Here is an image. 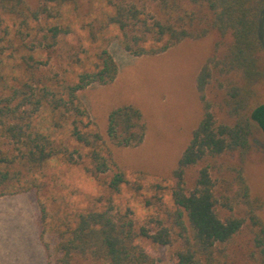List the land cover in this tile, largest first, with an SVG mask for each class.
I'll return each instance as SVG.
<instances>
[{
  "label": "rangeland",
  "instance_id": "obj_1",
  "mask_svg": "<svg viewBox=\"0 0 264 264\" xmlns=\"http://www.w3.org/2000/svg\"><path fill=\"white\" fill-rule=\"evenodd\" d=\"M134 1L150 17H163L159 13L161 0ZM176 1L192 14L191 26L196 34L209 27L212 17L205 8L188 0ZM25 10L23 17L2 18L5 54L0 74L5 82L1 81L0 89L4 84L13 86L24 81L23 58L29 55L46 62L41 76L53 78L51 81L59 86L76 84L81 74L92 71L99 63V55L105 49L112 53L119 67L112 84H94L79 93L90 114L93 131L104 138L103 147L112 169L93 177L86 169L88 149L77 145L66 128H56L53 114L45 109L37 113L35 124L71 151L79 149L82 157L74 154V164L59 157L41 167L16 164L10 170V186L4 193L0 191V260L4 264H57V246L63 234L76 226L80 214L113 207L116 212H130L138 231L141 227L155 228L152 220L163 216L165 203L171 204V172L202 118L197 75L209 59L222 62L233 37H221L211 29L205 36L187 39L160 55L137 57L123 50L122 32L109 21L115 8L107 0H26ZM185 12H174L173 18L178 19ZM55 27L62 33L53 39L50 30ZM260 28L264 43V12ZM258 57L264 62V45ZM213 70L207 96L218 123L231 124L229 89L241 85L244 79L241 72L228 73L223 65ZM263 104L264 79L253 86L251 107ZM126 105L142 112L146 137L138 147L118 148L107 140L108 117L111 111ZM6 148L0 145V149ZM237 159L228 154L209 163L213 177L219 181V190L225 189L227 166ZM117 171L123 172L127 180L119 191L109 187ZM197 171L198 167L189 171L190 184ZM245 176L252 195L264 200V135L260 132L252 138ZM158 198H163L164 203L160 204ZM227 214L220 209L222 217ZM260 217L264 221V207ZM139 242L154 254L158 264H174L176 248L154 246L145 238ZM226 248L233 264H260L246 231ZM74 264L103 263L87 255L76 256Z\"/></svg>",
  "mask_w": 264,
  "mask_h": 264
},
{
  "label": "trees",
  "instance_id": "obj_2",
  "mask_svg": "<svg viewBox=\"0 0 264 264\" xmlns=\"http://www.w3.org/2000/svg\"><path fill=\"white\" fill-rule=\"evenodd\" d=\"M188 1L205 8L212 17L209 27L199 34L192 30V14L176 0L172 4L171 0H161V18L150 17L134 0H107L115 8L109 21L122 32L123 50L137 57L160 55L187 39L205 36L211 29L221 37H233L222 62L209 59L197 76L202 118L171 172V204L165 203L163 216L152 220V230L141 227L138 231L130 212H116L113 207L80 214L76 226L63 234L57 246V264H74L76 256L87 255L103 264H158L140 238L150 240L154 246L176 248L174 264H233L226 247L243 231L251 236L259 263L264 264V221L260 217L264 200L252 195L245 176L252 138L257 132L264 135V104L251 107L253 86L264 79V62L258 57L263 48L260 19L264 0ZM25 5L26 0H0V25L3 16H25ZM177 11L186 12L174 19ZM50 32L53 39L62 33L57 27ZM1 34L0 28V70L5 54ZM23 65L24 81L13 86L4 84L0 89V145L7 146L0 149V167L5 169L0 168V191L4 193L10 186V170L16 164L41 167L58 157L74 164V154L82 157L79 149L71 151L35 124L37 113L45 109L53 114L56 128H66L77 145L88 149L86 169L93 177L112 169L103 147L104 138L93 131L90 114L79 97L80 91L91 85H109L116 80L119 67L112 53L103 50L94 69L81 74L73 85L59 86L51 81L53 78L42 77L40 72L46 62L34 55L25 56ZM220 65L228 73L241 72L244 79L241 85L229 89L231 124L218 123L207 96L213 69ZM1 81L5 82V77L0 74ZM146 130L143 114L135 106L126 105L109 114L107 140L118 148L140 146ZM228 154L238 159L227 166L229 177L223 180L225 189L219 190L209 163ZM195 167L198 171L190 184L188 173ZM126 182L125 174L117 171L109 187L119 191ZM158 200L164 203L163 198ZM221 208L228 212L225 217L220 215Z\"/></svg>",
  "mask_w": 264,
  "mask_h": 264
},
{
  "label": "crops",
  "instance_id": "obj_3",
  "mask_svg": "<svg viewBox=\"0 0 264 264\" xmlns=\"http://www.w3.org/2000/svg\"><path fill=\"white\" fill-rule=\"evenodd\" d=\"M198 76V75H197ZM196 82H197V79H196ZM0 264H4L3 260H0Z\"/></svg>",
  "mask_w": 264,
  "mask_h": 264
},
{
  "label": "flooded vegetation",
  "instance_id": "obj_4",
  "mask_svg": "<svg viewBox=\"0 0 264 264\" xmlns=\"http://www.w3.org/2000/svg\"><path fill=\"white\" fill-rule=\"evenodd\" d=\"M260 39H261V41H262V35H261ZM262 45H264L263 41H262Z\"/></svg>",
  "mask_w": 264,
  "mask_h": 264
}]
</instances>
